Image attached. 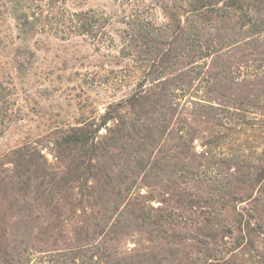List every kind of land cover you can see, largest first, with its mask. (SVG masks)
Here are the masks:
<instances>
[{"label": "rangeland", "instance_id": "1", "mask_svg": "<svg viewBox=\"0 0 264 264\" xmlns=\"http://www.w3.org/2000/svg\"><path fill=\"white\" fill-rule=\"evenodd\" d=\"M232 1L67 0L101 19L96 37L47 30L17 76L0 0V264L89 245L109 264H264V0ZM112 111L80 191L83 153L51 143ZM28 144L17 168L8 154Z\"/></svg>", "mask_w": 264, "mask_h": 264}, {"label": "trees", "instance_id": "2", "mask_svg": "<svg viewBox=\"0 0 264 264\" xmlns=\"http://www.w3.org/2000/svg\"><path fill=\"white\" fill-rule=\"evenodd\" d=\"M7 8L10 16L15 23L16 36L21 44L13 50V57L11 59L12 69L14 74L21 76L27 71L28 60L30 56L34 55V52L29 47V42L37 35L45 33L47 30L52 31L54 29L58 30L62 34L59 39L66 41L69 40L70 34L76 32L79 35L96 37V31L99 26L100 18H94L89 16V13H71L70 9L67 7V0H46L40 2L39 0H6ZM125 2L130 3L131 0H125ZM233 4L236 1H232ZM168 5H163L162 9L167 11ZM198 7H194V10ZM91 11V10H89ZM139 33V35H138ZM135 36L138 40L142 42H159L163 43L166 41V35L162 32L158 33L156 29L153 30H143L141 29ZM4 93L2 84L0 83V97ZM145 91L140 88L126 100H122L121 105L136 106L141 105V101L145 100ZM3 98V97H1ZM114 111L107 112L103 117L102 123L99 125L91 123H81V125H67L57 128V136L51 143L53 150L55 152H61V150L71 147H78L79 150L84 155V160H81L79 164H76L79 169L83 172L77 177L78 182L82 180V176H85L81 190H89L92 187L88 186L86 182L87 178L92 175L95 170V164L93 165L92 155L97 151L99 145V139L101 136L99 132L104 129L107 133H113L111 128H108L109 121L115 118ZM151 132L147 131L146 138L151 137ZM156 133V132H155ZM219 134L218 132L216 133ZM11 157L12 164L16 165L18 168L19 164L23 160H30L36 156V149L28 145H22L20 147L14 148L8 154ZM40 156V153H39ZM41 158L42 155L40 156ZM40 167V165H39ZM46 168L43 166L42 170ZM188 172L192 174L196 172V169H188ZM206 221V219H204ZM26 229H24V232ZM213 242V237L211 235H204V237L199 241L203 246H208ZM99 245H89L84 247H76L68 253H57L56 255L50 254L49 257L41 256L36 259V264H109L103 259L104 257L98 256ZM208 248V247H206ZM20 259V258H19ZM13 259L10 256L9 261H4L5 264H10ZM19 264V261H16Z\"/></svg>", "mask_w": 264, "mask_h": 264}]
</instances>
